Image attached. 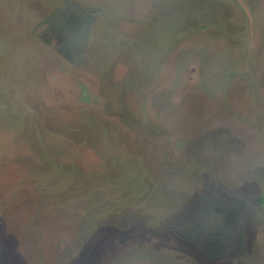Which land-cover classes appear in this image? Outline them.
Returning <instances> with one entry per match:
<instances>
[{
    "label": "rangeland",
    "instance_id": "rangeland-1",
    "mask_svg": "<svg viewBox=\"0 0 264 264\" xmlns=\"http://www.w3.org/2000/svg\"><path fill=\"white\" fill-rule=\"evenodd\" d=\"M0 264H264V0H0Z\"/></svg>",
    "mask_w": 264,
    "mask_h": 264
}]
</instances>
